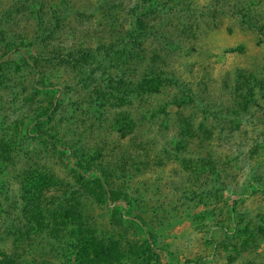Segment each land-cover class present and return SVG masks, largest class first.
I'll return each mask as SVG.
<instances>
[{
	"label": "trees",
	"instance_id": "trees-1",
	"mask_svg": "<svg viewBox=\"0 0 264 264\" xmlns=\"http://www.w3.org/2000/svg\"><path fill=\"white\" fill-rule=\"evenodd\" d=\"M19 3L24 10L22 16L35 21L31 45L40 46L42 50L29 54L27 46L21 42L9 45L7 50L0 47V84L3 78L1 65L16 55L34 76L32 90L55 96L52 110L59 111L63 92L53 83H45L39 63L65 65L86 75L88 57L100 59L105 55V59L112 60V77L109 79L112 85V91H109L112 96V136L115 137L112 142V183L111 170L95 163L98 154L87 160L76 149L73 152L76 162L71 164L72 157L67 152L71 145L63 144L50 134L35 135L30 131L35 126L33 123L19 134L15 148L20 149L18 145L25 142L30 145L40 143L45 151H51L55 156L57 169L67 172L65 178L32 159L29 153L16 155L18 151L15 150L12 154V138L3 143L0 141V264H113L112 219L120 223L119 227L133 226L131 229L141 238L147 252L155 254V234L145 218L135 213V201L144 202L146 191L159 187L154 183L160 168L159 159L170 153L182 170L187 169L186 160L189 165L193 162L191 166L195 170L210 169L212 174H221V170L216 169L219 167L215 165L217 161L212 158L222 155L214 149L231 141L226 138V128L233 126L230 131L241 128L242 113L251 112L248 108L253 90L239 86L240 92L245 91L244 97L249 98L243 102L238 101L241 94L218 103L211 100L212 95L217 96L226 86L222 82L212 86V78L202 67L205 62H210L209 48H200L196 43L204 30L193 24L189 14L174 11L171 0L131 2L130 10L126 12L128 25L123 34L117 33L124 29L116 26L118 21L112 12V42L98 44L97 48L89 42V46L76 52V55L82 52L80 56L74 55L71 49L61 52L53 39L59 32V25L62 26L69 17L75 16L73 19L78 21L84 13L80 11L81 3L76 4L74 0H19ZM120 3L124 4L123 1ZM48 15L50 18L46 21ZM105 32L103 35L107 38ZM102 40L103 37L99 39ZM117 65L120 66L118 70ZM249 76L253 74L249 72L246 77ZM89 81L88 77L84 78L83 85L87 88L92 87ZM94 87L99 90L98 86ZM164 87L169 89V97L162 93ZM239 87H234L235 93ZM92 94L96 96V107L104 108V99L98 97L101 92ZM194 105L198 107L195 109L197 116L194 118L193 113L185 116L183 111H190ZM243 126L255 129L253 124ZM76 141L69 144H81ZM232 162H235L234 158ZM146 165L152 170L143 174L141 167ZM114 169H118V178L123 185L136 181L138 188L132 191L116 188ZM197 180L189 185L199 188L218 182L217 178ZM262 184L264 180L259 185ZM96 210L106 212L107 229H100L99 224L93 222ZM155 212L159 211L155 209Z\"/></svg>",
	"mask_w": 264,
	"mask_h": 264
},
{
	"label": "rangeland",
	"instance_id": "rangeland-1",
	"mask_svg": "<svg viewBox=\"0 0 264 264\" xmlns=\"http://www.w3.org/2000/svg\"><path fill=\"white\" fill-rule=\"evenodd\" d=\"M134 1L74 0L76 4L85 5H79L84 13L78 21L71 16L59 25L54 45L61 52L71 49L76 55L91 42L93 48L111 43L112 12L118 21L116 26L124 29L117 33L123 34L128 25L126 12ZM171 4L174 11L189 14L193 24L205 32L196 41L200 48H209L210 62L202 67L212 78V86L220 82L226 86L217 96L212 95L211 100L218 103L235 94L242 95L239 102L248 100V96L244 97L245 91L240 92L239 86L245 85L253 90L248 108L251 112L242 113L239 130L230 131L233 126L226 128V138L231 141L214 149L224 158H212L217 161L215 165L219 167L216 169L221 170V174H212L210 169L195 170L191 166L193 162L189 165L186 160L187 169L182 170L173 154L162 155L154 178L159 187L146 191L144 202L135 201V213L143 216L153 229L156 252H147L141 238L131 229L133 226L119 227L120 223L112 219L113 264H264V184L259 185L264 180V0H171ZM19 5H22L19 0H0V47L7 50L9 45L21 42L27 46L29 54H35L36 50H42L40 46L31 45L35 21L23 17L24 10ZM49 18L48 15L45 20ZM210 30L213 31L208 33ZM80 55L82 52L76 56ZM18 58L16 55L9 57L1 65L0 141L12 138V154L15 150L18 151L16 155L29 153L32 159L65 178L67 172L57 169L55 156L45 151L40 143L25 142L18 145L20 149L15 148L19 134L33 123L35 126L30 131L35 135L50 134L63 144L71 145L67 151L72 157L71 164L76 162L73 154L76 149L87 160L98 154L95 163L111 170L112 183V142L115 138L112 136V96L109 93L112 91L109 82L112 60L88 57L86 75L65 65L39 63L45 83H53L64 95L61 110L54 111L56 97L32 90L34 76ZM118 68L117 65L116 70ZM249 72L253 76L246 77ZM86 77L90 79L91 88L83 85ZM95 85L99 90H94ZM236 85L239 87L237 93L234 91ZM161 90L165 96L169 95L167 87ZM100 92L105 97L98 96L104 99V108L99 109L92 93ZM212 108L217 109V106L212 105ZM190 109L183 114L193 113L195 118L198 107L194 105ZM248 124L257 129H245L243 125ZM72 140L81 144H69ZM141 169L143 174L152 170L147 165ZM113 176L116 188L132 191L139 186L136 181L123 185L118 169H114ZM197 178L208 181L217 178L219 183L199 188L190 186L198 181ZM105 213L95 211L93 222L99 224L100 229H107Z\"/></svg>",
	"mask_w": 264,
	"mask_h": 264
}]
</instances>
